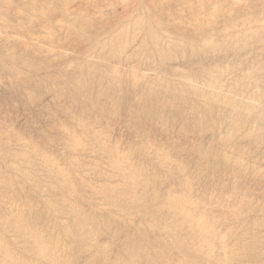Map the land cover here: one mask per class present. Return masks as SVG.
Listing matches in <instances>:
<instances>
[{
  "label": "rangeland",
  "instance_id": "1",
  "mask_svg": "<svg viewBox=\"0 0 264 264\" xmlns=\"http://www.w3.org/2000/svg\"><path fill=\"white\" fill-rule=\"evenodd\" d=\"M0 264H264V0H0Z\"/></svg>",
  "mask_w": 264,
  "mask_h": 264
}]
</instances>
